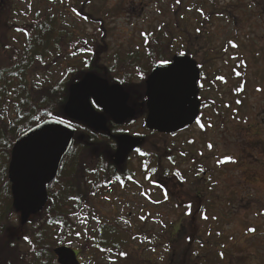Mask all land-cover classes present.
I'll return each mask as SVG.
<instances>
[{
    "label": "rangeland",
    "instance_id": "1",
    "mask_svg": "<svg viewBox=\"0 0 264 264\" xmlns=\"http://www.w3.org/2000/svg\"><path fill=\"white\" fill-rule=\"evenodd\" d=\"M31 1L11 0L1 6L0 22L6 21L7 30H0V35H6L14 44L21 43L22 37L15 28L27 23ZM58 4L51 3L48 8L60 15L63 24L80 41L87 40L88 25ZM90 6L99 13L107 12L105 20H109L111 36L108 41L112 50L143 52V37L153 32L152 39L160 37L162 50L171 57L174 51H186L189 54L186 55L197 64L201 72L199 124L196 122L176 136L158 138L150 135L152 138H147L149 132L143 125L146 111L140 109L137 119L126 129L129 136L147 134L141 150H149L147 144L151 139L155 148L168 149L166 152L175 158L173 162L180 166L184 177L182 184H177L179 194L186 197L189 193L198 199L192 206L190 225L185 224L188 227L186 232L193 236L197 256H204L208 250L209 258L213 259L210 254L217 251L216 242H223L237 263L264 264V0H92ZM85 58L79 51L50 67L48 72H39L33 78L34 87L53 83L64 68L80 67ZM137 66L138 69L132 68L117 76L119 80L125 78V84L129 83L127 87L121 85L123 88L134 90L129 92L128 103L136 108L144 94V87H138L144 83L138 73L146 69V63L140 61ZM106 80L110 85L115 84L109 78ZM97 138L103 148L111 147L108 140ZM101 145L97 151L103 154ZM76 148L72 151V159L78 151ZM93 156L87 158L85 164L99 168L105 166L109 172L115 171L105 158L95 162ZM113 159L114 154L112 162ZM166 160L164 158L162 164L171 167ZM138 164L134 154L121 166L114 164L120 167L117 172L126 174V179L121 178L122 183L111 189L94 192L96 194L88 201L87 207L72 220L83 236L100 223L108 224L112 232L117 233L119 228L125 231V236L132 234L134 237L127 242V249L122 253L124 256H140L156 264H165L173 252L175 255L169 242L172 231L169 226L174 224L173 232L178 230L176 221L183 216L184 207H180L181 210L172 208L162 193L169 189V182L163 179L162 185H157L153 177L143 176L142 165ZM70 170L68 167L67 175ZM101 179L102 176L96 175L93 181L98 183ZM67 182V178L61 175L49 187L48 195L63 198ZM175 183L171 181L173 186ZM84 191L80 185L74 193L85 199L88 195L82 196ZM184 197L180 199V205L190 203ZM49 210L56 211L55 203ZM249 228L255 231L249 232ZM88 239L81 237L68 246L79 252L81 264L91 263V252L78 251L79 245L85 246ZM197 240H202V248ZM4 243L0 244V264H9L14 260L5 250ZM20 244L21 255L31 252L28 244ZM54 245L52 239V251ZM27 258L29 260V256ZM121 258L120 255L106 254L100 256L99 261L125 264ZM15 264H28V261ZM53 264H58L56 257Z\"/></svg>",
    "mask_w": 264,
    "mask_h": 264
},
{
    "label": "trees",
    "instance_id": "2",
    "mask_svg": "<svg viewBox=\"0 0 264 264\" xmlns=\"http://www.w3.org/2000/svg\"><path fill=\"white\" fill-rule=\"evenodd\" d=\"M10 1L2 0L0 9L2 5L9 4ZM91 1L32 0V9L30 14H27L29 16H26L27 23L15 28L16 33L22 37L21 43L14 44L6 35H0V244L5 242L3 246L14 260L9 264L19 261L22 263L28 261V264H53L55 256L52 251L53 247L50 246L52 239L55 242V248H57L70 246L74 241H79L81 237L85 239L89 237L87 243L84 242L85 246L79 245L78 251L92 253L90 264H103L102 261H99V257L106 254L120 255L122 257L120 260L125 264H156L150 260L142 259L140 256L132 257L122 254L127 249L129 239L134 237L132 234L125 236V231L119 230V228H117V233L112 232L109 230L108 224L100 223L91 232H87L88 235L84 234L83 236L78 230L79 227L74 224L72 217L87 207L88 201L93 199V195L96 194L94 192L113 188L114 185L122 183L121 178L126 179V174L121 175L120 172H117L120 167H116L112 162L113 148H103V144L96 140L97 134L89 132V129L87 130L81 124L70 121L73 124L72 128L75 129V138L61 165L64 169V166L69 164L71 169L68 175L67 172L64 175H59V178L62 175L68 180L65 187L67 190L65 189L66 191L62 194L63 198L55 199L50 194L45 209L37 216L30 218L23 227L20 226L18 216L12 208L10 183L7 176L11 148L19 136L47 119L68 120L62 114V108L67 100L68 87L71 84L79 81L81 75L86 73H94L116 83L119 80L117 76H122V73H127L132 68L137 67L136 69H138L137 65L140 64V61L146 63V69L143 71L146 76L152 68L157 67L158 60L171 59V55L166 50H162L163 43L159 41L160 37L152 39L153 32L143 37V49H141L143 52L133 49L124 53L112 50L111 42L108 41L111 36L108 29L110 28L109 20H105L107 12L104 10L103 13H99L98 9L90 6ZM51 3H59L63 9L70 10L88 25L90 32L85 40L87 43L80 41L63 24L60 15L48 8ZM43 5L47 7L44 8ZM9 9L14 11L10 5ZM0 23V30L6 32V21ZM79 51H82L86 56L82 66H68L69 68H64L60 77L53 83L43 87H34L33 78L39 72H48L50 67ZM85 63H87V67ZM122 80L125 81V78ZM243 81L241 79L242 85ZM128 84H124V87H127ZM48 113H52V115H48ZM57 113L60 115L57 116ZM150 135L165 138V136L152 132L147 138H152ZM80 136L84 138L80 139ZM172 136H176V134H172ZM148 140L149 150L139 149L134 153L138 163L142 165L143 176L153 177L159 186L162 185L163 179L168 181L169 189L163 190L162 193L168 197L166 199L172 208L181 210L180 207H184L183 216H179L176 221L178 230L173 232L174 224L169 226L170 231L172 229L169 242L175 250V255L173 256V252L165 264H239L228 253L223 242H216L217 251L210 254L213 259L209 258L208 250L204 256L196 255L193 236L186 232L188 228L186 225L189 226L193 219L192 206L198 199L190 196L189 193L186 197L179 194L180 188L177 184H182L184 177L180 166L173 162L175 158L167 153L168 149H157L150 141L151 139ZM100 145L101 149H104L103 154L97 151ZM75 147L78 148V151L75 155L76 158L72 159L71 154ZM92 155H94L95 162L98 159L103 161L105 158V161H108L115 171L109 172L105 166L99 168L96 165L85 164L86 159ZM131 155L128 156L125 163ZM164 158H167V164L170 162L171 167L162 164ZM61 173H63L62 170ZM96 175L102 176L98 183L93 181ZM173 180L176 182L174 186L173 183L171 184ZM80 185L85 189L81 195H88L85 199L79 193H74ZM89 188H92V191ZM183 197L189 199L190 203L180 205L182 202L180 199ZM53 203H55L56 211L50 212L49 209ZM39 217L41 219H38ZM143 222L145 220L142 218ZM113 225H111L112 228ZM18 238L21 239L18 241ZM20 242L28 244L31 252L21 255L19 252ZM197 242L202 248V240H197ZM76 253L79 254V252ZM28 256L29 260H27Z\"/></svg>",
    "mask_w": 264,
    "mask_h": 264
},
{
    "label": "water",
    "instance_id": "3",
    "mask_svg": "<svg viewBox=\"0 0 264 264\" xmlns=\"http://www.w3.org/2000/svg\"><path fill=\"white\" fill-rule=\"evenodd\" d=\"M172 59L183 61L189 72L184 77H151L153 72L159 71L158 67H154L147 76L151 78L144 92H148L153 101L151 108L145 102L147 115L144 125L148 131L160 135H172L188 129L195 124L200 112L198 83L201 73L197 64L187 56L175 55ZM86 74L90 75L89 80L110 85L106 79L94 73ZM193 78L195 84L192 82ZM73 84L68 87L67 100L62 108L64 117L69 121L84 124L95 132L107 133L105 116L92 117L80 111L79 102L74 90L72 91ZM112 97V104L106 109L110 114L106 116L115 124L121 125L135 117L134 109L127 105L129 97L125 103L116 92H112ZM54 128L59 130H53ZM74 136L75 129L57 124L54 119H47L15 140L11 148L7 176L12 208L19 216L21 227L26 225L30 218L40 214L47 205V187L56 180L61 161L69 151ZM116 142L113 163L121 166L128 153L139 147L140 140L121 135L116 138ZM53 254L58 264H80L73 249L67 246L55 248Z\"/></svg>",
    "mask_w": 264,
    "mask_h": 264
},
{
    "label": "snow or ice",
    "instance_id": "4",
    "mask_svg": "<svg viewBox=\"0 0 264 264\" xmlns=\"http://www.w3.org/2000/svg\"><path fill=\"white\" fill-rule=\"evenodd\" d=\"M84 43H87V41H85ZM233 46L235 47L236 45L233 44ZM179 55L186 56V53L180 52ZM85 66L87 67V63H85ZM157 67L159 71L153 72L151 74V77H156V76H166L171 78L176 76L184 77L189 72V68L183 61H177L173 59H160L157 62ZM138 74L140 80L144 81V83L140 84L138 87L149 86V80L151 77L146 79L143 72H140ZM89 76H90L89 74H82L80 82L74 83L71 86L72 91L74 90L75 96L77 97V100L79 102L80 111L82 113L87 114L88 116L104 117L106 115H109L110 112L106 111V109L109 108V106L112 104L113 101L112 92L118 93L120 97L123 99V102L125 103L128 100L129 92L134 91L133 89L120 87V85L125 84V81L123 80H118L115 84L108 85L106 82H97L96 80L95 81L89 80L88 79ZM220 79H222V77H220ZM192 82L193 84L196 83L194 78ZM142 99L145 102H147V106L149 108L152 107L153 101L150 99L148 92L143 95ZM144 106L145 105L142 103L137 107L139 109H143ZM48 115H52V113H48ZM56 115L59 116L60 113H57ZM196 120L197 123L199 124L200 123L199 119L196 118ZM54 122L57 124L66 125L68 128L73 127V124L69 120L60 119L56 121L54 118ZM201 127H203V125H201ZM53 130H59V129L54 128ZM137 151H139V149H137ZM248 231L254 232L255 229L249 228ZM25 239H27V237H25Z\"/></svg>",
    "mask_w": 264,
    "mask_h": 264
},
{
    "label": "flooded vegetation",
    "instance_id": "5",
    "mask_svg": "<svg viewBox=\"0 0 264 264\" xmlns=\"http://www.w3.org/2000/svg\"><path fill=\"white\" fill-rule=\"evenodd\" d=\"M228 22H229V20H228ZM172 51H174V50H172ZM209 52H212L213 50H208ZM175 53L174 54H172V57H174L175 55H179V51L177 52V51H174ZM184 53H186V54H188L186 51H184ZM189 55V54H188ZM188 55H186V56H188ZM172 57H171V59H172ZM189 57V56H188ZM145 92V91H144ZM144 95V94H143ZM141 102H140V104H144L145 105V101L142 99V97H141V100H140ZM140 104H137V106L138 105H140ZM128 105L131 107V108H133L134 109V111H135V117L133 118V119H130V120H128V121H126L125 123H123V124H121V125H117V124H115V122L113 121V120H111L108 116H105V119H106V128H107V130H108V132L107 133H104V132H95L94 130H92V129H90L89 127H87L86 125H84V124H81L84 128H87V130L89 131V132H91V133H96L97 134V136H100V137H102V138H104V139H106V140H108V142H109V144H110V146H111V148H113V153L115 154V151H116V149H117V142H116V138L117 137H119V136H121V135H129V131H128V129H126L127 128V126L128 125H130V124H132V122H134L136 119H137V114H138V111L140 110L139 108H136L133 104H129L128 103ZM142 110H144V111H146V107L144 106V108L142 109ZM144 114V113H143ZM142 114V115H143ZM146 115H147V113H146ZM146 115H145V118H146ZM144 123H145V120H144V122H143V125H144ZM79 124V123H78ZM144 128H145V125H144ZM143 131V130H142ZM146 135L147 134H144V132H143V134H141V133H134V134H131V137H133V138H136V139H138V140H140V145H139V147L137 148V149H141L142 148V146H143V143H144V139H145V137H146ZM74 138H75V136H74ZM80 139H83V137L82 136H80ZM74 141V140H73ZM137 149L136 150H134V151H132V152H130V154H134V153H136V151H137ZM69 152V151H68ZM68 152H67V154H68ZM66 154V155H67ZM66 155H65V157H66ZM64 159V158H63ZM63 161V160H62ZM62 161H61V165H62ZM60 165V167H59V174H58V177H57V179L54 181V182H56L57 180H58V178H59V175L60 174H66V172H67V168L68 167H70V165L68 164V165H65L64 166V169H63V167ZM61 167H62V169H61ZM61 170H62V172L63 173H61ZM79 258V257H78Z\"/></svg>",
    "mask_w": 264,
    "mask_h": 264
},
{
    "label": "bare ground",
    "instance_id": "6",
    "mask_svg": "<svg viewBox=\"0 0 264 264\" xmlns=\"http://www.w3.org/2000/svg\"><path fill=\"white\" fill-rule=\"evenodd\" d=\"M201 73V72H200Z\"/></svg>",
    "mask_w": 264,
    "mask_h": 264
}]
</instances>
